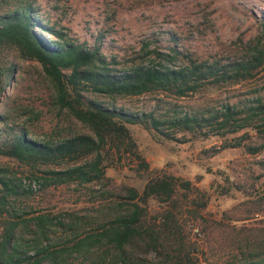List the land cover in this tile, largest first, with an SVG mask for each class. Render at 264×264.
<instances>
[{
  "label": "trees",
  "instance_id": "1",
  "mask_svg": "<svg viewBox=\"0 0 264 264\" xmlns=\"http://www.w3.org/2000/svg\"><path fill=\"white\" fill-rule=\"evenodd\" d=\"M7 1V0H1ZM32 2H14L0 14V105L14 81L21 62H36L48 85L50 106L59 115L74 120L85 131L57 138L34 140L15 120L7 107L0 111V264H72L76 257L89 259L102 249L91 264H127L139 254L155 253L154 264H196L195 245L184 233V213L200 218L207 196L192 182L166 173L150 171L141 156L128 125H141L154 137L179 142V133L193 137L236 135L254 131L264 139V96H256L250 106L226 104L220 109L199 108L192 112L157 114L155 111L131 112L111 108L95 100L133 98L162 94L175 100L193 98L210 89L232 87L251 80L264 67V22L255 41L245 53L228 62L199 61L171 48L168 52L151 49L145 61H131L117 68L98 48L76 43L64 33L41 24ZM52 35L51 40L39 34ZM24 111L34 117L33 109ZM158 140V138H156ZM249 134L225 140L222 149L244 148L260 153L262 144H245ZM129 159L137 171L146 174L141 191L125 186L122 191L105 189L97 197L107 200L105 217L84 238L56 237L75 232L72 223L54 222L55 216L36 214L22 206V199L40 190L71 185H101L106 170ZM216 184L220 196H230L231 186ZM192 195H196L194 198ZM119 200H117V199ZM156 200L160 212L150 215L147 203ZM254 205L264 202V194L250 199ZM188 203V205L186 204ZM114 204V205H112ZM87 223V222H86ZM86 225V224H84ZM252 248L254 254L238 264H264V244Z\"/></svg>",
  "mask_w": 264,
  "mask_h": 264
},
{
  "label": "rangeland",
  "instance_id": "2",
  "mask_svg": "<svg viewBox=\"0 0 264 264\" xmlns=\"http://www.w3.org/2000/svg\"><path fill=\"white\" fill-rule=\"evenodd\" d=\"M17 0H0V14L12 8ZM21 1V0H19ZM32 2L37 19L48 28L64 33L69 39L89 48H98L108 61L115 60L117 68L131 61H145L148 50L168 52L173 48L196 60L228 62L240 58L248 44L258 38L264 22V0H23ZM42 36L55 40L47 33ZM14 81L0 105L12 113L16 127L26 128L34 140L57 138L85 131L74 120L59 115L48 100V85L42 69L36 62H21ZM256 96H264V67L253 79L232 87L207 90L193 98L175 100L162 94H149L133 98L109 100L92 97L105 106L131 112L155 111L157 114L192 112L199 108L218 110L226 104L242 108L250 106ZM33 109L34 115L24 109ZM138 150L150 171L166 173L192 182L207 196V206L200 218L184 213V233L195 245L193 259L196 264H238L251 259L252 248L264 244V202H250L255 195L264 194V149L252 155L244 148L222 149L225 140L249 134L245 144H262L254 131L247 129L236 135L221 138L193 137L179 142L154 137L141 125H128ZM158 138V140L156 139ZM15 170L18 166L2 159ZM107 184L71 185L40 190L34 185V195L22 199V206L36 214L55 216L54 222L72 223L75 232L61 233L75 240L92 232L105 217L107 200L97 197L99 191H122L125 186L143 189L146 174L137 171V163L129 159L113 164L106 170ZM231 186L230 196H220L216 184ZM106 187V188H105ZM105 188V189H103ZM192 195L190 198H194ZM117 199V198H115ZM119 200V199H117ZM188 205V203H186ZM114 205V204H112ZM150 215L162 210L153 199L147 203ZM87 222V223H86ZM86 224V225H84ZM102 249L91 252L89 259L76 257L72 264H91ZM111 259L106 258L110 264ZM127 264H154L155 253L139 254ZM112 264V263H111ZM114 264V263H113ZM117 264H121L117 261Z\"/></svg>",
  "mask_w": 264,
  "mask_h": 264
}]
</instances>
